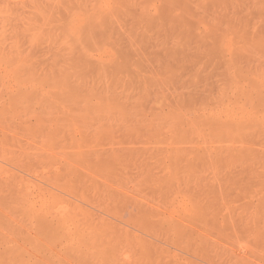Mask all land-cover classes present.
Masks as SVG:
<instances>
[{
	"label": "rangeland",
	"instance_id": "rangeland-1",
	"mask_svg": "<svg viewBox=\"0 0 264 264\" xmlns=\"http://www.w3.org/2000/svg\"><path fill=\"white\" fill-rule=\"evenodd\" d=\"M122 1L0 0V264H264V0Z\"/></svg>",
	"mask_w": 264,
	"mask_h": 264
},
{
	"label": "bare ground",
	"instance_id": "bare-ground-1",
	"mask_svg": "<svg viewBox=\"0 0 264 264\" xmlns=\"http://www.w3.org/2000/svg\"><path fill=\"white\" fill-rule=\"evenodd\" d=\"M119 1H120V0H119ZM124 1L126 2V1H129V0H123L122 2H124ZM134 1H135V0H133V3H134ZM136 1L138 2V0H136ZM136 1H135V2H136ZM142 1H143V0H142ZM142 1L140 0L139 2H142ZM148 1H152V2L150 3V2H148ZM148 1H147V0H144L143 3L148 2L149 5H152L153 7H155V5H156V4L154 3L155 0H148ZM159 1H160V0H159ZM168 1H169V0H168ZM168 1L165 2V0H164V3H167ZM171 1H173V0H170V2L168 3L167 6H170V5L172 4ZM156 2H157V1H156ZM87 3H88V2H87ZM127 3H128V2H126V4L123 5V6H128L129 4H130L129 6H132V4H133V3H132V0H130L128 4H127ZM143 3H142V4H141V3H139V4L136 3V4L140 5V6H138V5H136V4L134 3V7H135V5L138 6V7H141V6H143ZM152 3H153V4H152ZM191 3H192V2H191ZM191 3H190V4H191ZM154 4H155V5H154ZM169 4H170V5H169ZM147 5H148V4L146 3V6H147ZM75 6H76V5H75ZM75 6H73L74 8H72V9H75V8H76ZM96 6H97V4H96ZM117 6H118V5H117ZM121 6H122V4H121ZM121 6H120V8H122ZM129 6H128V8H129ZM152 6H149V7H150L151 9H153ZM147 7H148V6H147ZM147 7H146V8H147ZM149 7H148V9L151 10ZM158 7H159V5H158ZM94 8H95V7H94ZM94 8L91 9V10L94 11ZM110 8H111V7H110ZM115 8H116V7H115ZM126 8H127V7H125L124 10L127 11L128 8H127V9H126ZM135 8H136V7H135ZM155 8H156V7H155ZM155 8H154V10L156 11L157 8H156V9H155ZM72 9H71V10H72ZM113 9H114V7H113ZM113 9H112V10H113ZM117 9H119V8H117ZM122 9H123V8H122ZM122 9H121V10H122ZM96 10H97V9H96ZM112 10H111V11H112ZM144 10H146V9H144ZM169 10H170V9H168L167 11H169ZM147 11H148V10H147ZM89 12H90V11H89ZM94 12H96V11H94ZM113 12H115V10H113ZM116 12H117V11H116ZM153 12H154V11H153ZM103 13H104V12H103ZM109 13H110V12H109ZM109 13H108V14H109ZM111 13H112V12H111ZM119 13H120V12H119ZM144 13H145V12H144ZM92 14H93V13H92ZM92 14H91V15H92ZM106 14H107V13H106ZM116 14H117V13H116ZM139 14H141V13H139ZM146 14H147V13H146ZM102 15H103V14H102ZM102 15H101V17H102ZM104 15H105V14H104ZM130 15H131V14H130ZM142 15H143V13H142ZM84 16H85V15H84ZM86 16H87V15H86ZM143 16H144V15H143ZM149 16H151L150 13H149ZM156 16H157V15L155 14V17H156ZM87 17H89V14H88ZM95 17H96V16H95ZM101 17H100V15H99V17H97V18H101ZM104 17H105V16H104ZM107 17H108V16H107ZM128 17H129V16H128ZM135 17H136V16H135ZM85 18H86V17H85ZM105 18H106V17H105ZM108 18H109V17H108ZM141 18H142V16L140 17V19H141ZM122 19H123V18H122ZM131 19H132V18H131ZM140 19H138V20H140ZM146 19H147V18H146ZM149 19H153V17H152V18L149 17ZM149 19H148L147 21H149ZM155 19H156V18H155ZM155 19H154V20H155ZM102 21H103V19H102ZM112 21H113V20H112ZM136 21H137V20H136ZM97 22H98V20H96L95 23H97ZM99 22H100V21H99ZM141 22H142V21H141ZM102 23H103V22H102ZM136 23H137V22H136ZM137 24H138V23H137ZM88 25H89V24H88ZM118 25H119V24H118ZM138 25H139V24H138ZM141 25H142V24H141ZM144 27H145V26H144ZM70 30H72V29H70ZM70 30H69V32H70ZM139 30H140V29H139ZM77 33H78V32H77ZM118 33H119V32H118ZM71 34H72V33H71ZM78 34H79V33H78ZM78 34H77V35H78ZM85 35H86V34H85ZM100 35H101V34H100ZM137 35H138V34H137ZM141 36H142V35H141ZM74 37H75V36H74ZM125 38H126V37H125ZM127 38H128V36H127ZM140 38H141V37H140ZM121 39H122V38H121ZM9 184H10V183H9ZM9 184H8V186H9ZM14 186H15L16 188H15V187H14V189H9V188H8V193H7L6 195L0 197V203L3 204V207L0 209L1 212H9V213L12 214L14 211H17V210L19 209V207H17V206H16V207H12V208H10V206H9L10 204H17V203L19 202V200H18V199H19V198H18V194H19V192H18V191H19L20 189L18 190V187H17L18 185H17V184H14ZM20 188H21V187H20ZM20 191H22V188H21ZM2 192H4V191L1 190L0 193H2ZM5 204L7 205V209H8V210L4 208ZM14 213H17V212H14ZM14 213H13V214H14ZM62 219H63V217H62ZM60 221H62V220H60ZM59 223H60V222H59ZM121 259H122V258H121ZM121 259H120V260H121ZM124 264H125V263H124Z\"/></svg>",
	"mask_w": 264,
	"mask_h": 264
}]
</instances>
